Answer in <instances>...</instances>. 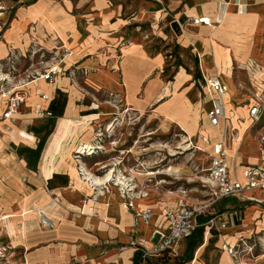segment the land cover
I'll use <instances>...</instances> for the list:
<instances>
[{"label": "rangeland", "instance_id": "1", "mask_svg": "<svg viewBox=\"0 0 264 264\" xmlns=\"http://www.w3.org/2000/svg\"><path fill=\"white\" fill-rule=\"evenodd\" d=\"M27 3L8 0V13L0 20V28H4L0 36L10 31L22 40L19 44L8 45V55L0 59L4 64V71L11 67L22 74L14 80V84L20 78L26 79V73L45 72L46 69L59 65L56 99L61 107V114L56 116L57 119L62 116L78 120L70 117V113L67 117L62 115L67 105L76 104L81 115L90 111L94 113L92 115L111 117L110 121L121 122L113 137L109 138L105 133L100 142V150H95L91 156L82 155L80 159L75 156L74 159L75 163L80 160V166L86 165L82 168L83 173L87 170L92 175L103 178L111 172L114 180L124 177L122 180L126 185L120 186L118 191L111 181L108 186L103 185L101 189L96 187L97 190L92 191L85 184L78 185L77 178L70 171L67 174L70 186L62 190L71 193L73 186L78 188L77 191L85 186L88 194L95 195L99 190H105L103 195L110 191L121 195L122 191L128 192L135 187V191H130L131 196L163 202L168 206H174L181 200L189 204H209L210 172L208 159L200 149L203 146L200 132L205 130L214 136L217 131L210 128L206 119L208 102L203 90L204 76H208L207 73L220 75L223 71L231 76L234 69L235 81L239 87L237 94L241 93L237 96L242 99L245 93H251L247 89L251 84L248 70L238 66L236 61H242V50L247 52L252 49L253 30L256 27L254 14L249 12V15L231 24L232 14L229 12L230 16L227 21L222 22L225 24L222 27L221 11L219 21L207 16L212 20L209 21V26L213 27L206 28L201 27L200 20L195 21L194 17L178 23V13L165 19L161 17L163 8L155 7L147 9L146 14L139 12L140 20H135L136 24L118 27L116 35L112 37L108 32L92 27L77 28L76 36L75 28H67L68 21H64L63 26L60 22L57 27L44 22L40 26L38 23H29L13 30L18 9ZM236 11L238 9L235 8L232 13ZM254 11L264 17V12L260 9ZM239 13L242 14L240 11ZM55 15L56 13L53 16ZM135 15L136 12H133L123 17L133 21ZM86 23L87 26L90 24L89 19ZM260 28H256V39L260 35ZM57 29L64 33L66 30L72 31L71 35L68 32L67 37H73V42H62L58 38ZM72 52L73 56H67ZM228 59L231 61H227ZM94 104L99 108L90 109ZM66 122L59 123V136L48 147L51 145L53 148L56 141L60 143H55V147L67 146L66 142L69 140L66 136L78 134L77 123L70 122V127H67ZM88 127L91 128L86 123L82 130H87ZM53 132L54 130L51 133ZM97 132L98 129L94 132L95 138ZM47 137L46 134L41 137L38 147L42 146ZM68 146L71 147V144ZM11 152L10 149L6 150V153ZM64 157L63 154L61 162ZM91 196L85 199L88 200ZM219 210H223L221 201L210 208V212ZM43 214H40L41 219ZM1 228L0 224V250L5 247L6 251H2L4 258L0 257V264H11L14 254L9 251L12 248L8 249L11 247L10 242H2L5 236Z\"/></svg>", "mask_w": 264, "mask_h": 264}, {"label": "crops", "instance_id": "2", "mask_svg": "<svg viewBox=\"0 0 264 264\" xmlns=\"http://www.w3.org/2000/svg\"><path fill=\"white\" fill-rule=\"evenodd\" d=\"M0 1L6 7L8 0ZM25 1L28 3L18 9L13 30L29 23H38L40 26L44 22L57 27L60 22L63 26V22L68 21L67 28H75L77 32H74V35L76 36L79 27H92L104 30L112 37L116 35L115 30L118 27L140 20L141 14H146L147 9L155 7L163 8L161 17L165 19L178 13L176 17L178 23L181 24L186 18L194 17L195 21L200 20L201 27L206 28L213 26L204 23L203 18L210 22L219 21L218 17L221 11L223 13L227 4H229L231 14L236 16L234 20H231V24L252 12L256 22L253 30L255 32L249 30L254 33L252 38L254 41L251 42L252 49L247 52L242 50V61H236V64L248 70L251 84L247 89L249 88L250 92L256 90L261 84L260 67L264 66V17L256 14L254 10L260 9L264 12V2L255 3L254 0H20L21 3ZM235 8L238 11L232 13ZM6 10L7 7L0 15V20L4 19L3 15L8 13ZM133 12H136L133 21L123 17ZM53 13L56 15L53 16ZM207 16H210L212 20ZM87 19L90 22L88 26ZM224 25L221 21L220 26ZM257 26L261 27V32L256 39ZM3 29L0 28V33ZM57 30L59 31L57 32L58 38L62 42L68 43L69 41V44L73 42V37H67L69 30H66L67 34L63 30ZM71 32H69L70 35ZM21 41L13 35V32H4L0 36V59L8 55V45L19 44ZM73 54L74 52L71 56ZM233 70L231 76L238 90ZM255 74L258 75L256 78ZM206 75L219 77L226 84L225 79L218 73H207ZM57 81L58 77L53 83L41 79L32 84L29 97L20 111L15 113L12 119L0 122V140L2 139L4 144L0 151V211L2 212L0 216L18 215L2 220L1 226L5 236L2 242H10L11 247L8 249L12 248L9 251L14 254L10 260L11 264H168V262L170 264H235V260L225 249L226 244H234L241 238L250 239L252 236L264 238V202H247L238 197H226L220 200L223 210L213 212L219 220H227L226 228L212 231L204 226L198 228L179 244L175 253L170 254L167 262H162L163 260L158 257L144 258L129 244L130 237L148 239L153 230L163 223L164 213L173 206L142 197L135 199L137 210L147 207L153 209L151 222L145 224L140 220L138 222L134 211L125 207L124 199L120 194L110 191L93 202L85 199L91 196L86 188L71 193L62 190L70 186V181L68 182L70 179L67 177L70 171L75 177L69 166L73 163L71 155L75 154L80 146L91 144L95 140V130L100 124L105 125L109 122L111 117H98V115H92L94 113L90 111L81 115L79 114L81 110L76 104H69L62 112L63 117L71 114L70 117L78 120L62 118V116L57 119L56 116L61 114V107L56 99ZM123 86L126 87V84ZM42 92L48 95L47 100L41 98ZM237 95L232 98L227 93L225 96L230 129L237 130L240 138L242 134L239 141L230 139L228 153L232 150L237 155L235 159V155L229 153V160L233 168L236 165L237 176L245 181L242 174L245 165L259 163L261 160L255 135L261 131L262 124L251 130L248 109L252 95L245 93L242 99ZM204 96L208 102L206 108L208 111L212 107L211 95L204 92ZM37 103L48 108L53 115L37 117L32 111V107ZM96 106L94 104V107L90 106V109L99 108ZM207 111L205 114L208 122ZM60 122H66L67 127H70V122H76L79 132L76 135L66 136L68 142L74 147H53L54 150L62 147L59 153L57 150L54 152L48 145L59 136ZM86 123L91 128L82 130V126ZM210 128L215 129L211 126ZM53 130L54 132L51 133ZM45 134L48 135L47 140L38 147L41 137ZM29 138L33 145L29 144ZM15 139L20 141V147ZM65 147L66 150L69 147L71 150L69 153L68 150L64 153L65 161L61 162L60 154L65 151ZM8 149L12 152L6 153ZM53 158L55 163H52ZM81 166L83 168L86 165ZM81 184L87 185L86 183ZM257 194L260 195L258 192ZM262 198L264 199V195ZM42 212L53 220L54 228L42 227L40 215ZM201 221H206V217H202Z\"/></svg>", "mask_w": 264, "mask_h": 264}, {"label": "built area", "instance_id": "3", "mask_svg": "<svg viewBox=\"0 0 264 264\" xmlns=\"http://www.w3.org/2000/svg\"><path fill=\"white\" fill-rule=\"evenodd\" d=\"M5 8V5L0 1V15L3 14ZM57 66L54 65L50 69H46L45 72L26 73V79L20 78L14 84V80L22 74L17 73L16 68L11 67L4 71V64L0 62V122L12 119L13 115L20 111L29 97L32 84L41 79L53 83L60 73ZM260 74L262 75L261 84L256 90L251 91L252 101L248 109L251 130L262 124L261 131L255 135L257 149L261 155L260 162L245 165L242 171L245 181L237 176L236 165L234 168L231 166L228 153L230 139H235L238 133L237 130L230 129L228 123L229 117L225 104L227 86L219 77H204L203 90L211 95L212 102V107L207 111L208 124L217 131L214 136L205 130L200 132V142L203 144L200 149L204 151L209 164L211 202L209 204H189L181 200L164 213L163 223L153 230L148 239L131 236L129 244L144 258L160 257L164 253H175L179 244L202 226L209 228V231L226 228L227 220H219L213 212H210L211 206L223 198L238 197L247 202H264L262 198L264 195V66L260 67ZM257 76L255 74V78ZM40 96L44 100L48 99V95L44 92ZM32 108L33 113L39 118L53 115V112L43 107L42 104L37 103ZM120 123L119 120H112L107 127L100 124L94 143L80 146L75 153L77 158L80 159L82 155L91 156L95 150H100L102 147L100 142L105 133L107 137H113ZM234 157L236 159L237 155L235 154ZM79 168L82 171L80 163ZM133 189L136 188L133 187L128 192L122 191L121 197L124 199V205L134 211L138 222L140 220L149 224L154 214L153 209L147 207L137 210L135 207L137 197L130 194V191H135ZM104 192L105 190L103 192L99 190L88 200L97 201ZM202 217H206V221H201ZM41 223L45 228L54 226L53 220H49L45 214ZM225 249L235 260V264H264V238L260 236H252L250 239L241 238L234 244H226ZM0 257L3 256L0 255Z\"/></svg>", "mask_w": 264, "mask_h": 264}, {"label": "bare ground", "instance_id": "4", "mask_svg": "<svg viewBox=\"0 0 264 264\" xmlns=\"http://www.w3.org/2000/svg\"><path fill=\"white\" fill-rule=\"evenodd\" d=\"M223 10V9H222ZM229 12H230V10H229V5L227 4L226 6H225V8H224V10H223V13H222V17H221V21L222 22H224V21H227V19H228V16H229ZM232 20L234 19V18H236V16L235 15H231V17H230ZM229 18V19H230ZM203 21H204V23H206L207 25H209V20H207V19H205V18H203ZM213 42V41H212ZM217 50V49H216ZM71 52V51H70ZM70 55H72V53H69L67 56H70ZM219 54L217 53V56H218ZM220 56V55H219ZM219 56H218V58H219ZM226 56V55H225ZM229 55H227V57H228ZM225 58V57H224ZM231 58V57H230ZM221 61V60H220ZM219 61V62H220ZM227 61H231V59L229 60H227ZM220 64V63H219ZM222 64V63H221ZM221 64H220V66H221ZM223 65V64H222ZM224 66V65H223ZM227 66V63H226V65H225V67ZM58 67H60L59 65L56 67V68H58ZM223 68V67H222ZM220 69V68H219ZM229 71V70H228ZM221 72V71H220ZM229 73H224V71L220 74V75H222L223 76V79H225V81H226V86H227V88H228V91H227V93L229 94V96L230 97H236V95H237V92H238V90H237V88H236V86H235V83H234V81H233V79H232V77L230 76V75H228ZM94 112V111H93ZM96 114V113H95ZM92 117V116H91ZM24 135V134H23ZM16 136V135H15ZM25 136V135H24ZM236 137H237V139H236ZM235 137V139L237 140V141H239L241 138H242V134H241V138H240V135H237ZM22 139V138H21ZM26 139H28L27 137H26ZM25 138H24V140H26ZM33 139V138H32ZM234 139V140H235ZM2 140V139H1ZM0 140V151H1V149L3 148V146H4V144L2 143V141ZM23 141V140H22ZM29 141H30V138H29ZM34 141V140H33ZM15 142L17 143V145L20 147L21 146V143H20V141L18 140V139H15ZM26 142H28V140L26 141ZM25 142V143H26ZM30 143H32V144H30ZM55 143H60V141H56ZM53 144V147L55 148V146L54 145H56V144ZM67 143V148H68V142H66ZM27 144V143H26ZM29 144L30 145H33V142L32 141H30L29 142ZM59 145H61V144H59ZM236 145H238V144H236ZM51 146V145H50ZM72 147V146H71ZM54 148H52L53 150H54ZM58 148V147H57ZM55 149L54 150V152L57 150V152L59 151V153L62 151V147L61 148H59V149ZM9 150V149H8ZM68 150V153L70 152V147H69V149H67ZM67 150H66V147H65V151L64 152H62V154H61V157L63 156V154L64 153H66L67 152ZM3 151V150H2ZM67 153V154H68ZM75 153H76V151H75ZM80 153V152H79ZM229 153L230 154H234V152H232V150L231 151H229ZM71 154V153H70ZM235 155V154H234ZM65 157H66V155H64ZM75 156L76 155H73L72 154V158H73V163L74 164H72V165H69V166H71L70 167V169L74 172V176H75V178H77V180H78V184H79V182H81V183H86L87 184V186L89 187V189H91L92 191L93 190H97L96 189V187L97 188H99V189H101V187L103 186V185H106V186H108L110 183H111V181H112V183L118 188V191H119V187L120 186H125L126 184L124 183V181L122 180V178L124 179V177H122V178H120V177H117L116 178V180H114L113 179V173H109V174H107L106 176H104L103 178L102 177H96V176H94V175H92L90 172H88L87 170L86 171H84V173L81 171V169L79 168V163H80V161H78L77 160V162L78 163H75L76 161H75ZM4 157V156H3ZM48 159V158H47ZM51 159V158H50ZM54 159V158H53ZM62 159V158H61ZM76 159H77V156H76ZM47 161V160H46ZM51 161V160H50ZM53 161V160H52ZM63 161H65V160H63ZM56 161H55V159H54V161H53V163H55ZM47 164H45V166H46ZM49 165V164H48ZM53 167H54V165H53ZM52 171H53V169H51ZM84 170H85V168H84ZM51 172V171H50ZM54 172V171H53ZM68 174H70V173H68ZM68 176V175H67ZM60 178V177H59ZM68 179H70L69 178V176H68ZM113 179V180H112ZM49 180H51V179H49ZM66 181V180H65ZM68 182H69V180H68ZM69 184V183H68ZM68 184H67V186H68ZM73 185V184H72ZM105 186V187H106ZM114 186V187H115ZM63 187H65V186H63ZM73 188V190H72V192H74V191H77V189L78 188H76L75 186H73L72 187ZM85 188V187H84ZM80 189V188H79ZM80 190H82V189H80ZM87 190V189H86ZM94 194H95V192H94ZM91 195H93V194H91ZM101 195V194H100ZM94 202V201H93ZM118 206V205H117ZM120 207V206H119ZM118 207V208H119ZM39 212V211H38ZM16 216H18V215H16V214H7L6 216H1L0 217V224H1V226H2V224H3V221L2 220H7V218H13V217H16ZM42 216V215H41ZM43 216H44V214H43ZM44 219V217H42V219H41V222H42V220ZM49 219V218H48ZM11 220V219H10ZM50 220V219H49ZM12 221V220H11ZM6 225H7V223H6ZM11 228L13 229V227L11 226ZM4 232V231H3ZM1 252H0V255L1 256H3L4 257V254H3V252L2 251H6V248L5 247H2L1 248V250H0Z\"/></svg>", "mask_w": 264, "mask_h": 264}, {"label": "trees", "instance_id": "5", "mask_svg": "<svg viewBox=\"0 0 264 264\" xmlns=\"http://www.w3.org/2000/svg\"><path fill=\"white\" fill-rule=\"evenodd\" d=\"M159 259H162V262H167V259L170 258V254L168 253H164L162 254L160 257H158Z\"/></svg>", "mask_w": 264, "mask_h": 264}]
</instances>
